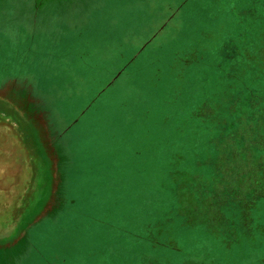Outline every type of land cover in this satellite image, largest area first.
<instances>
[{"label":"rangeland","instance_id":"obj_1","mask_svg":"<svg viewBox=\"0 0 264 264\" xmlns=\"http://www.w3.org/2000/svg\"><path fill=\"white\" fill-rule=\"evenodd\" d=\"M0 95V264H264V0H0Z\"/></svg>","mask_w":264,"mask_h":264},{"label":"crops","instance_id":"obj_2","mask_svg":"<svg viewBox=\"0 0 264 264\" xmlns=\"http://www.w3.org/2000/svg\"><path fill=\"white\" fill-rule=\"evenodd\" d=\"M19 109L0 95V205L21 204V191L35 187L40 150Z\"/></svg>","mask_w":264,"mask_h":264}]
</instances>
